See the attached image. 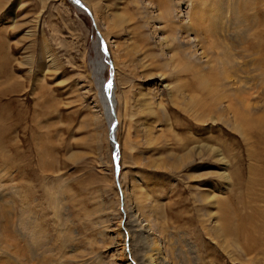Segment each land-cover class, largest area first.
Segmentation results:
<instances>
[{
  "label": "rangeland",
  "instance_id": "obj_1",
  "mask_svg": "<svg viewBox=\"0 0 264 264\" xmlns=\"http://www.w3.org/2000/svg\"><path fill=\"white\" fill-rule=\"evenodd\" d=\"M78 1L0 0V264H264V0Z\"/></svg>",
  "mask_w": 264,
  "mask_h": 264
},
{
  "label": "bare ground",
  "instance_id": "obj_2",
  "mask_svg": "<svg viewBox=\"0 0 264 264\" xmlns=\"http://www.w3.org/2000/svg\"><path fill=\"white\" fill-rule=\"evenodd\" d=\"M76 2H77V4H78V6L79 7H81V8H83V9H86L84 6H83V4H81V2L80 1H78V0H75ZM187 1V0H186ZM153 0H144L143 1V5L146 7V8H148V10L150 9V8H153V7H155L153 4ZM155 4V3H154ZM222 9V8H221ZM177 11H179V10H177ZM180 13L181 12H178L177 14H176V16L174 15V17H176L178 20H182L183 21V18H182V16L180 15ZM183 22H185V21H183ZM180 23H182V22H180ZM192 26V25H191ZM209 33V32H208ZM99 42L101 43V46H103L102 48V55H101V58L99 59V64L100 65H98L97 64V66H98V68H97V73H98V75H99V80H100V82H101V87H104V91H103V93H104V97H105V113H106V117H107V120H108V125H109V128L111 129V131L113 132V128H114V124H115V121H117V116H116V118L112 115V113H111V109H114L115 110V113H116V107H115V105L113 104V101H111V98H110V93H111V90H112V85H113V81L112 82H110V85L109 84H107V85H104V83L102 82V74H104V72H105V69L107 68V65H106V63H108V61H107V59H108V57H109V55H108V53H107V50H106V46H105V43H104V41H103V39L101 38V37H99ZM216 43V42H215ZM215 43H213L214 45H216ZM219 43H221L220 42V40H219ZM218 46V45H217ZM221 46V45H220ZM216 47V46H215ZM223 47V46H222ZM220 50V49H219ZM218 50V51H219ZM229 50H230V48H229ZM232 51V50H231ZM103 53H104V55H105V57L103 56ZM106 53H107V55L108 56H106ZM231 54H234V53H231ZM235 55H233V57H234ZM220 57V56H219ZM235 58V57H234ZM223 60H225V59H223ZM231 61L233 62V63H235V59H233L232 57L229 59V60H227V63H231ZM237 62V61H236ZM232 72V71H231ZM231 78V77H230ZM234 79V78H233ZM236 81H235V84L237 85L240 81L236 78L235 79ZM246 83V82H245ZM242 85V84H241ZM244 85V84H243ZM239 89V88H238ZM247 102V101H246ZM246 102H245V104H246ZM233 109L231 108V111H232ZM116 115V114H115ZM113 116V117H112ZM114 118V119H113ZM222 118V117H221ZM227 119H228V117H226ZM225 118V119H226ZM231 119H228L227 121V123H230V124H235V122L237 121V119L235 118V117H230ZM226 123V122H225ZM237 123V122H236ZM116 131H117V127H116V129H115V132L114 133H112L111 134V141H112V143H113V147H114V149H115V160L118 158V156H117V154H116V152H117V139H116ZM188 143V142H187ZM193 143V142H192ZM188 149V148H187ZM201 153V152H200ZM190 153H188L187 155H185V158H187V159H190ZM262 157V159H259V160H261V161H263L264 162V156H261ZM185 158H183V159H185ZM118 160V159H117ZM180 162V161H179ZM204 197V196H203ZM206 197V196H205ZM207 198V197H206ZM213 199H215V198H213ZM206 200V199H205ZM219 201H221V200H219ZM230 209V208H229ZM228 209V210H229ZM228 210H227V213L226 214H229L228 213ZM226 214H224L223 215V218L226 220V222H227V225L228 226H226L224 229H225V238H227L226 237V233H227V235L230 237V238H236V237H238V236H240L242 233H243V231H244V233L246 234V236H248L247 235V233H246V225L245 224H242L240 227L239 226H237V228H234V222L232 221V222H230V220H231V217L230 216H227L226 218L224 217ZM150 218V217H149ZM28 220V219H27ZM149 225V224H148ZM158 225V224H157ZM225 225V224H224ZM229 225H233L232 227H229ZM257 227V226H256ZM263 228V227H262ZM258 229V228H257ZM157 230H159V229H157V227H154V226H152V225H150V226H148V231L147 232H143V233H145V240L146 241H143V247H142V249L140 248V253L141 254H143V260L145 261V263L144 264H170V259H169V253H170V251L169 250H167L166 249V247L164 246L165 244H163V243H161V241H160V239L158 240V237H161L160 235V233H159V231H157ZM253 231H254V229H253ZM155 232H157L159 235H156L157 233H155ZM215 232V231H214ZM257 232V231H256ZM263 232H264V229H263ZM262 232V233H263ZM163 233V232H162ZM252 234V233H251ZM250 234V235H251ZM257 234H258V232H257ZM33 235V234H32ZM163 235H164V233H163ZM221 236V235H220ZM234 236V237H233ZM249 237V236H248ZM255 237H257V236H255ZM259 237V236H258ZM164 238V237H163ZM248 239V238H247ZM254 241V240H253ZM164 242V241H163ZM256 242V241H255ZM257 243V242H256ZM263 243V242H262ZM264 244V243H263ZM240 247V246H239ZM15 249H17V248H15ZM238 249V248H237ZM171 255V254H170ZM171 257V256H170ZM169 260V261H168ZM127 264H129V263H127Z\"/></svg>",
  "mask_w": 264,
  "mask_h": 264
},
{
  "label": "water",
  "instance_id": "obj_3",
  "mask_svg": "<svg viewBox=\"0 0 264 264\" xmlns=\"http://www.w3.org/2000/svg\"><path fill=\"white\" fill-rule=\"evenodd\" d=\"M106 56H108L107 53H106ZM112 81H113V79L111 78V79L109 80L108 84L110 85V82H112ZM111 113H112V115L116 118V115H115L116 113H115V110H114V109H111ZM116 127H117V121H115L114 128H113V132H112V133L115 132ZM114 152H115V151H114ZM115 162H116V166H117V168H118V164H117L118 160L116 159Z\"/></svg>",
  "mask_w": 264,
  "mask_h": 264
}]
</instances>
